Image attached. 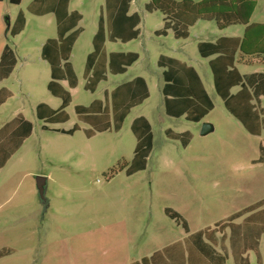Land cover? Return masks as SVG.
Returning <instances> with one entry per match:
<instances>
[{
    "label": "rangeland",
    "instance_id": "obj_1",
    "mask_svg": "<svg viewBox=\"0 0 264 264\" xmlns=\"http://www.w3.org/2000/svg\"><path fill=\"white\" fill-rule=\"evenodd\" d=\"M30 1L22 0L19 6L9 4L8 0L0 1V51L8 45L17 59L13 73L1 84L12 91L13 97L0 106V136L11 128L10 125L6 129L3 127L17 113H22L33 126L31 136L0 170V247L7 241L16 248L9 261L34 264L41 255L54 262L126 263L134 256V251L140 250L142 241L146 245L143 251L148 253L185 236L177 220L174 221L178 226L173 223L168 226L167 221L160 226L159 222L165 218L163 208L179 213L191 233L208 227L214 231V237H221L226 234V228L219 231L216 225L227 222L230 213L264 200V163L252 164L259 158V145L264 146V133L260 137L245 133L211 88L210 74L208 92L214 109L199 126L182 118L156 116V107L151 106L159 96L154 77V81L148 83L151 99L132 109L119 132L111 129L95 133L89 139L85 136V131L91 128L77 121L74 106L102 99L105 89L110 90L118 83L135 76L144 77L147 73L139 60L126 74L108 75L107 81L101 82L94 93L84 90L85 81L81 75L104 0H70V9L83 15L80 23L83 32L71 58L79 84L71 90L67 122L46 125L51 129L69 130L78 124L80 130L73 135L43 130V123L35 117L37 104L43 102L56 109L60 103L46 90L49 67L40 59L41 44L56 36V26L52 15L29 14L26 6ZM148 1L131 2L130 13L136 12L141 18L139 37L129 44H108L107 51H135L142 60L149 52L153 70H158L159 54L179 57L181 48L194 60L204 63L197 55L196 43L214 41L221 35L214 23H196L188 40H174L171 34L157 38L153 31L161 27V15L144 10ZM19 10L25 13L26 27L19 36L6 38L7 19L13 20ZM252 21L264 22V0H259ZM240 32L241 28L237 27L223 35ZM240 71L242 74L264 72V65L240 66ZM147 107L154 136L152 151L146 168L127 176L125 167L131 163L135 146L129 125L134 117L146 115ZM204 123L212 125L214 130L202 136ZM166 128L176 133H190L193 137L190 147L184 150L179 142L166 141ZM39 176L46 178V204L39 198L36 188ZM62 185L67 188L63 189ZM261 210L264 205L250 213ZM128 222L137 227L134 238L130 231L133 227L128 226ZM118 231L122 235L119 236ZM160 231L164 232L160 234ZM124 232L130 233L126 236ZM6 233L12 237L5 240ZM113 250L120 252L117 260L110 258ZM261 252H264V237ZM121 253L125 255L122 257ZM249 258L256 264L253 253ZM165 261L171 262V259ZM224 264H233L231 256L228 255Z\"/></svg>",
    "mask_w": 264,
    "mask_h": 264
},
{
    "label": "crops",
    "instance_id": "obj_2",
    "mask_svg": "<svg viewBox=\"0 0 264 264\" xmlns=\"http://www.w3.org/2000/svg\"><path fill=\"white\" fill-rule=\"evenodd\" d=\"M36 1L37 0H31L26 6V11L29 14L37 16V17H44V16L52 15L55 21L56 36L53 38H47L41 44L40 59L44 61L49 67V81L46 84V90L49 93V95H51V97L58 99L60 103L56 109L52 108L46 103H43V102L38 103L35 108V117L38 121H41L43 123L41 127L43 130L56 131L62 134L73 135L75 132L80 130V126L78 124H74L73 127L69 130L51 129L46 125L48 124L57 125L59 123L67 122V120L69 119V115L68 113H66V110L72 102L71 90L76 89L79 84V78L74 70L73 64L71 62V58H72L73 49L83 32L82 27H80V23L83 19V15L81 12L77 10L70 9V0H69L68 6H67L68 15L72 12H77L81 15V19L76 23V26L66 33V34H69L73 30H77V29L80 30L78 37L76 38L73 46L71 47L70 55L68 58V62L72 66V69L76 75L77 84L75 87L71 88L68 86V83L66 80L55 81L56 84L60 85L64 90H66L70 94V102L68 103L66 107L62 109L61 97L53 95L47 88V85L49 84V82L52 81L51 69H50L49 63L45 59H43L41 56L43 45L48 40H56L58 37V23H57L56 11L59 5L58 4L59 0H42V2L37 3L33 7V11H29L28 6L31 3H35ZM131 2L132 0L130 1L126 16L130 17L133 14H137V16L139 17V22L134 27V30H137L138 35L135 38L128 39L129 27L126 28L124 33H116V32L114 33V26H113L114 24L112 22L113 20H108L107 13H106L105 0H104V6L99 11L96 30L91 39V51H88L85 57V63H84V67H83V71L81 75L83 80L85 81L83 88L84 90L89 91L90 93H94L98 85L101 82L107 81L108 75L117 76V75L126 74L127 71L139 60L141 61V68L143 70H146L147 73H145L144 77L135 76L122 83H118L116 86H114L110 90L105 89L103 91L102 99H93L87 105H75L74 106V113H75L77 121L91 128L85 131V136L89 139V138H92L95 135V133H103L106 131H110L111 129H113V131L116 133L119 132L127 116L131 113L132 109L144 104L146 101L151 99V91L149 89L148 83H152L154 81V77L155 79H157L156 88H158L159 90V96L157 97L156 104L151 105V106L156 107V111H154L156 116L157 117L165 116L167 118L176 119V120L182 118L186 122L193 123L199 126L201 125L202 122H204L205 118L214 109L213 101L208 92L210 89H209V82L207 80L210 74L212 77L211 88L213 89L215 94L221 99L224 109L228 112L229 115H231V117H233L237 122H239L241 127L245 130V133H247L250 136L260 137L262 133H264V126H262L264 125V107H262V99H264V72H252L249 74H242L240 71V66L250 67L256 63L264 65V62H262L261 58L259 57L246 56L240 51V45H241L240 41L243 38L246 27L243 25H234V26L226 27L224 29H219L216 23L213 21L198 20L192 26L188 28V34L185 38H176L171 29H168L165 35L158 36L155 34V32L162 29L164 25V18H163V15L160 13L162 25L159 29H156L153 31V35L157 38L168 37L171 34L174 40H177V41L178 40H188L191 36L192 29L198 22L214 23L216 29L221 33V35L214 41H198L196 43L197 55L200 59L204 60V63H200L199 60H196V59L194 60L193 58L188 56L187 51L181 48L178 53V55L180 54L179 57L172 56V55L159 54L156 60V66L158 70H153L152 66H150L149 64V57L152 56L151 53L149 52L146 53L145 58L142 60V58H140V54L135 51H107L108 44H116V43L129 44L130 42L136 40L140 35L139 25L141 22V18H140V15L136 12L130 13ZM257 4H256V7H257ZM145 6L146 4L144 5V10L147 13L158 12V11L148 12L145 9ZM256 7L252 13V16L250 17L249 25H264V22L252 21V18L256 11ZM19 12L23 13V16L25 19L24 28L17 35L11 36L9 34V30L11 26L13 25ZM100 17L103 19V25H104V41L102 43L101 50L99 51L97 57L95 58V60L93 61L91 65V69H90L88 76L84 77L83 74H84V70L86 67L87 58L89 55H91L94 52V37L99 28ZM7 23L8 25H7V32L5 33V37L15 38L19 36L26 27L25 13L22 10H19L13 20H11L10 18L7 19ZM61 23H66V22L63 20ZM237 27L241 28V32L239 34L223 35L229 29H235ZM5 47H8L11 50L10 55L9 53L4 55ZM134 55L137 56L136 59H133ZM226 55L228 56L232 55L231 63H229L228 60L224 58ZM2 57L4 58L3 61H2ZM11 64H12V67L9 68ZM16 64H17V59H16V55L14 51L8 45H4L0 51V106L5 104L10 98L13 97L12 91L6 86H3L1 84L4 83L11 76V74L14 71V68L16 67ZM232 70L237 71L238 74L241 76L242 81L240 83H237L235 76L232 75L231 77L234 80L232 81L231 84H228L226 77L228 73ZM204 78L206 82L204 81ZM216 78H219V85H220L219 88H221L223 93L227 95V98H230V100L233 102H234V98L236 97V95H238L244 89V87L247 88V91L249 92L252 98L251 101L249 102L250 105L252 106V107L250 106L252 109L249 112V110L247 109V104H245V100L242 101V109H243L245 116L248 117L249 124L252 126L253 130L259 129V123H258V120H259L260 125H261L260 133L253 134L249 132L243 126V124L226 109L224 100L218 94V91H217ZM92 104H93V109H95V112H96L93 124L88 123L85 120H81L78 117L77 112H76L77 107L79 106L89 107ZM39 105H44L48 110L50 111L52 110V113H49L47 112L48 111L47 109L45 110V108H43V111H45L46 113L45 114L46 119H39L37 117L36 110ZM150 111L152 114L154 113L151 109ZM103 113L107 114V118L105 120L97 119L99 115ZM146 113H147L146 115L142 114V115H138L134 117L131 120L130 125H129V129L135 138L133 156H134V151H135V147L137 143V135L140 136L142 133H144L147 126L149 128L148 132L151 136L150 152L148 154V157L152 151L154 136H153L152 125L150 123V119L147 116L149 115V107H147ZM198 116H201V119L199 121H194V119L197 118ZM103 123L107 124L106 129H98L100 126L103 125ZM205 124L211 126V129L206 128V130H208L206 134L214 130L212 125L208 123H204L203 125ZM9 125L11 126V128H7V126ZM25 125L26 126L28 125L27 126L28 131L23 132V128L26 129ZM3 128L4 129L7 128V130L0 136V170L6 165L8 160H10L17 153L23 141L31 136L33 126H32V123L29 120H27L22 113H17L12 119H10L8 122L4 124ZM90 133L92 134L91 136L88 135ZM164 135H165L166 141L179 142L180 146L184 150L190 147L191 140L193 139L192 135L188 132L176 133L170 128H166L164 130ZM240 136L245 138V136L243 135H240ZM261 147L262 149H264V146L259 145L258 147L259 154H260L259 158L261 155H262V158H264V152L262 153L260 152ZM147 159H146V166H147ZM258 159L256 161H252V164L264 163V159H262L261 162H258ZM50 176H51L50 174L47 175L48 179H50ZM61 187L63 189L67 188L65 185L64 186L62 185ZM165 209H170V208H163V213L165 215V218L164 220H161L159 222L160 226L165 224V221H167L168 226H171L172 225L171 223L178 226L179 224H177L173 219H170L168 216H166L164 212ZM240 211L241 210L232 212L228 215V217L230 218L231 216L239 213ZM244 218H243V215H241L240 217L235 218L233 222L235 224H239L235 221L237 219L243 220ZM242 220L240 221V223L242 222ZM132 224L131 222L127 223L128 226L133 227ZM207 228L208 227H205L197 232L191 233L189 226H188L189 232L186 233L184 231L185 233L184 237H182L181 239L173 240V242H176L173 246H169L173 244V242L167 243L166 245H163L162 247H158L153 250L149 249L150 251H148V253L147 252L144 253L143 250H145L146 245H144V241H142L141 243H139L140 250L134 251L133 252L134 256L129 258L128 261H126V263L122 262L121 264H141L139 262L143 260L144 258L149 259V261H147L145 264H190L191 260H194L195 258H197L196 253L198 251L194 249L189 252L187 250L190 249V247L182 248L181 246L178 245V243L183 242L185 239H188L194 236L195 234L204 231ZM164 229L165 228H163V230ZM130 231L133 233L132 237L134 238L137 233V227H133L132 230ZM118 232H119V236L122 235L121 231H118ZM163 232L164 231H160V234H162ZM124 233L126 236H128L130 232H124ZM225 233L226 234L224 236L226 237V239L223 242L225 249H223L221 246L222 236L221 237L213 236L216 242L214 244L204 235L202 239H203V242L206 243V246L205 247L195 246V248L199 249L200 252L202 251L201 252L202 256L199 255V258H201L202 261H205L206 264H216V256L218 255L225 256V260L228 259V255L231 256L233 264H235L233 260L232 252L229 246L230 230L226 229ZM16 235L17 234L15 232L13 236L15 237ZM20 235L21 234H19V236ZM10 237H12V235L6 233V236H4V239L7 240V239H10ZM262 237H264V233L260 235L259 243H258V254H259L260 261L259 262L257 261L256 253L250 250V251H247L243 255V257L247 258L248 264H252L249 258L250 253H253L255 255L256 264H264V252H261ZM2 240H3V237H2ZM4 250L8 252L2 253ZM15 253H16V248L14 247V245L12 243H7L6 241V243H4L0 247V254H1L0 264H7V263L13 264V262L9 260L13 257ZM163 254H165V256ZM119 255H120V252L113 250L111 252L110 258H112L113 260H117ZM121 255L123 257V255L125 254L121 253ZM8 258L10 259L8 260ZM48 258H49L48 256L43 257L39 255V258H37L33 263L34 264H96V263H87L86 261L85 262L83 261L82 262L80 261L79 262H69V261L68 262H63V261L54 262V261H49ZM165 259H171V262H166ZM191 264H198V263H195L193 261L191 262Z\"/></svg>",
    "mask_w": 264,
    "mask_h": 264
},
{
    "label": "trees",
    "instance_id": "obj_3",
    "mask_svg": "<svg viewBox=\"0 0 264 264\" xmlns=\"http://www.w3.org/2000/svg\"><path fill=\"white\" fill-rule=\"evenodd\" d=\"M2 1V0H0ZM22 0H8L11 5H19ZM131 0H105L106 13L108 20H113L114 33H124L126 28L129 27L128 39L137 37L138 32L134 30V27L139 22V17L137 14H133L130 17L126 16V13L129 8ZM42 0H37L35 3H31L28 6L29 11H33V7ZM69 0H59V5L57 7L56 16L58 23V37L56 40H48L42 47V58L45 59L51 69V79L47 85L48 90L56 96L61 97L62 99V109L68 105L70 102V94L64 90L60 85L56 84L55 81L66 80L68 86L73 88L77 84L76 75L72 69V66L68 62L70 55L71 47L74 44V41L78 37L80 30H73L69 34H66L71 29L76 26V23L81 19V15L77 12H72L68 15L67 6ZM258 0H201L194 2L193 0H180L175 2L173 0H149L146 4L145 9L148 12L158 11L163 15L164 25L163 28L156 31L155 34L165 35L168 29H171L176 38H185L188 34V28L192 26L196 21H213L216 23L219 29H224L229 26L234 25H243L245 26V32L243 35L240 45V51L246 56H255L261 58V61L264 62V25H249L250 17L256 7ZM66 23H61L63 20ZM25 24V19L23 13L19 12L13 25L9 30L11 36H15L20 33ZM112 26V27H113ZM113 34V32H112ZM104 41V25L103 19H99V28L94 37V52L88 56L86 67L84 70V77H87L91 65L95 58L97 57L99 51L102 48V43ZM9 53L11 50L8 47L4 49V55ZM136 55L133 56V59H136ZM224 58L231 63L232 55H226ZM4 58L2 57V61ZM12 67V64L9 68ZM235 76L237 83L242 81L241 76L237 71L232 70L228 73L226 80L228 84H231L234 79L231 76ZM219 78H216V87L218 94L224 100L226 109L236 117L243 126L251 133H260V122L259 129L253 130L252 126L249 124L248 117L245 116L242 109V101L245 100L247 104V109H252L250 105L251 95L247 91V88L244 89L236 95L234 102L227 98V95L223 93L221 88H219ZM247 98V99H246ZM251 106V107H250ZM47 109L44 105H39L36 110V115L39 119H46L45 111ZM48 110V109H47ZM47 112L52 113V110ZM76 112L78 117L81 120H85L88 123H94L95 118V109H93V104L89 107H77ZM100 113V112H99ZM253 114V113H252ZM107 114L103 113L99 115L97 119L105 120ZM201 116H198L194 121H199ZM26 126V125H25ZM28 126V125H27ZM23 128V132L28 131V127ZM264 126V125H262ZM107 124L103 123L98 129H106ZM135 128V127H134ZM149 128L147 126L144 133L140 136L137 135V143L134 151V156L131 160V163L125 167L126 175L130 176L134 173L144 170L146 166V159L150 152V142L151 136L148 132ZM135 131V130H134ZM88 135H92L91 133ZM260 152H264L262 147ZM262 155L258 159V162L262 161ZM264 205V200L257 202L256 204L249 206L239 213L231 216L227 222L220 223L216 225L219 231L223 229H229V246L232 252L233 260L235 264H248L247 258L243 255L247 251H254L257 255V261L259 262L258 254V243L259 238L262 233H264V210L257 211L255 213H250L257 207ZM165 214L170 219L177 220L181 223L182 228L186 233L189 232L186 222L182 217L171 209H165ZM249 213L241 223L235 224L233 220L241 215ZM213 230L205 229L202 232L195 234L194 236L185 239L183 242L178 243L182 248L190 247L187 251L197 250V258L190 261L198 264H206L205 261H202L199 258V255L202 256V251L196 249L195 246H206V243L203 242V236L205 235L212 243H216L213 237ZM226 237L222 236L221 246L225 249L223 242ZM8 251H3L2 253H7ZM1 255V254H0ZM149 261L148 258H144L141 264H145ZM225 256H216V264H224Z\"/></svg>",
    "mask_w": 264,
    "mask_h": 264
},
{
    "label": "water",
    "instance_id": "obj_4",
    "mask_svg": "<svg viewBox=\"0 0 264 264\" xmlns=\"http://www.w3.org/2000/svg\"><path fill=\"white\" fill-rule=\"evenodd\" d=\"M206 128H210L211 129V126L205 124L203 125V128H202V131H201V135H205L208 130H206ZM45 185H46V178L45 177H37L36 178V188H37V191H38V195H39V198L41 199V201H43L45 204L47 203L45 198H44V195H45Z\"/></svg>",
    "mask_w": 264,
    "mask_h": 264
}]
</instances>
